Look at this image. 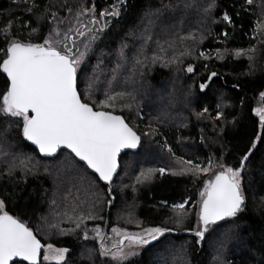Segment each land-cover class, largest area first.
<instances>
[{
    "label": "trees",
    "instance_id": "1",
    "mask_svg": "<svg viewBox=\"0 0 264 264\" xmlns=\"http://www.w3.org/2000/svg\"><path fill=\"white\" fill-rule=\"evenodd\" d=\"M210 2L36 0L37 7L29 13L23 0H0V33L11 22V37L32 43H42L48 35L53 27L52 13L72 19L69 7L75 12L81 4L94 5V16H81L80 21L89 29L103 30L77 69L78 90L96 105L106 100V94L116 97L110 102L113 107L103 110L122 115L142 138L137 151L122 155L110 195L108 187L72 153L62 150L54 157H42L22 136V126L15 118L0 117L3 211L21 219L45 245L68 248L63 264H115L111 257L99 254L97 228L104 231V242L113 227L197 230L199 192L207 175L181 174L176 158L206 164L212 157L217 165L236 168L249 149L242 181L245 204L237 217L210 225L202 247L195 234H167L145 245L125 264H217L215 257L224 234L234 225L238 227L228 233L233 238L227 240L222 259L230 264H259L264 259V127L255 111L264 107V9L258 5L264 0H252L251 4L215 0V6L205 11ZM113 5L117 16L100 15L112 11ZM225 13L231 22L223 19ZM93 18L98 21L95 25L90 23ZM146 36L151 39L145 40ZM7 45V38L0 34V50ZM238 51L244 54L237 56ZM153 57H157L155 63ZM3 58L0 51V62ZM190 65L191 73L187 72ZM212 72L216 76L209 81ZM7 84L0 69V94ZM201 84L206 85L203 90ZM168 86L173 96L187 105L173 109L172 115L177 116L169 114V123L151 109L152 97ZM147 88L151 90L147 92ZM218 113H222L220 119H216ZM185 140L192 145L185 147ZM151 151L156 158H148ZM49 164L62 165L51 171ZM160 168L165 169L163 174L154 171L149 179L137 182L142 172ZM180 203H184L186 215L177 224L179 210L173 206ZM60 205L72 209L73 222L81 218L83 222L79 228L75 223L72 230L56 236L51 231L46 237L50 228L47 218L51 216L55 222L63 217L52 213ZM90 215L95 219H89Z\"/></svg>",
    "mask_w": 264,
    "mask_h": 264
},
{
    "label": "snow or ice",
    "instance_id": "2",
    "mask_svg": "<svg viewBox=\"0 0 264 264\" xmlns=\"http://www.w3.org/2000/svg\"><path fill=\"white\" fill-rule=\"evenodd\" d=\"M23 2L29 13L37 7L36 0H23ZM246 2L251 4L252 0ZM214 6L215 0H211L205 11H210ZM68 11L72 14V19L68 17L61 19L56 13L51 14L53 27L43 38L42 43L21 42L12 38L11 22L0 33L8 41L7 48L0 50L5 57L0 62V69L8 80L6 90L0 94V117L6 120L15 118V123L22 126V136L38 146L40 153L52 156L61 149H68L84 162L88 169L98 174L100 180L111 182L119 166L118 157L121 151L135 149L140 143V136L129 126L124 117L103 110L113 107L110 102L116 97L106 94V100L96 105L90 102V96L78 91L77 69L103 28L89 29L80 21L81 16L88 14L94 16V5L88 8L81 4L75 12L71 7ZM118 14L116 5L112 6V11L100 13L101 16ZM223 19L231 22L226 13ZM72 20L76 21L75 25ZM90 23L95 25L98 21L93 18ZM32 31L35 32L36 29ZM77 38H80L79 42ZM144 39L149 40L151 37L146 36ZM242 54L244 53L239 51L236 53L237 56ZM120 56L123 58V51ZM156 59L157 57H153V63ZM193 70L191 65L187 68L189 73ZM214 76L216 73L212 72L209 79ZM91 86V81H88L87 87L90 89ZM205 87V84L200 85L201 90ZM261 96L264 97V93H261ZM127 106L131 107V105ZM255 111L260 118L261 126L264 127V107H259ZM221 116L222 113H218L216 119H220ZM255 146L253 142L252 148ZM168 151L171 152V149L169 148ZM250 154L251 149L241 158L239 167L236 168L226 167L223 163L217 165L212 157L208 158L206 164L193 162L190 159L184 160L181 157L176 158L181 174L190 173L198 178L211 173V176L203 181V188L199 192L198 226L195 236L200 240L204 239L210 225H216L221 221L228 222L243 211L245 204L242 190L243 172L245 161ZM154 171L163 174L165 169H149L142 172L137 182L149 179ZM4 206V201L0 200V264H25V262L41 264L42 249H44V261L63 264L69 252L68 248H56L51 243L45 248L29 226L21 219L3 211ZM173 207L179 210L175 222L180 224L186 215L185 205L180 203ZM88 218L95 219L91 215ZM82 222L83 218L76 227L79 228ZM235 227L238 226L234 225L224 234L225 240L220 244L221 251L215 257L217 264H230V261L222 259V250L226 247L227 240L233 238L228 233L235 231ZM167 231L170 230L155 227L144 229L142 233L127 234L113 229V232L122 235L123 238L114 242L109 248L104 243L101 230L95 229L96 237L101 241L99 254L111 257L115 264H125L130 257L137 255L136 246L148 245ZM85 239H87L86 232ZM125 248L129 250L125 251ZM248 251L251 254V249ZM259 264H264V259H261Z\"/></svg>",
    "mask_w": 264,
    "mask_h": 264
},
{
    "label": "rangeland",
    "instance_id": "3",
    "mask_svg": "<svg viewBox=\"0 0 264 264\" xmlns=\"http://www.w3.org/2000/svg\"><path fill=\"white\" fill-rule=\"evenodd\" d=\"M258 5H259V7L261 9H264V2H260ZM188 8H190V7H188ZM193 16H194V14H193ZM263 19H264V14H263ZM150 90H151V88H147L146 91L149 92ZM152 99H153V104L151 105L152 111L155 114L161 115L162 119L165 120L166 122H168L166 119H168L169 114L173 118H175L177 116V115L176 116L172 115V113L174 112L173 109L177 108L176 110H178L177 106H180L182 108H187V105L185 103H183V102L181 103V100L179 99L178 96H176V97L173 96L172 90H170L169 86L165 87V88H161L158 91L157 95L152 97ZM179 103H181V104H179ZM137 112H139V111H137ZM171 117H169V118L171 119ZM184 142L185 143L183 145H185V147L186 146L190 147L192 145V142H190L189 140H185ZM186 143H187V145H186ZM148 158H150V159L156 158L155 151L149 152ZM2 159H4V158H2ZM49 165H51V171H52V170L58 169L62 164L56 165V166H53V164H49ZM49 168H50V166H49ZM175 168H177V167H175ZM214 170H218V169H214ZM76 175H78V174L75 173V178L77 177ZM210 176H211V173L207 174V178H209ZM87 180L88 181H86V182L90 181L89 178ZM72 182H73V180H72ZM67 202H69V200ZM64 203H66V202H64ZM71 210L72 209L67 210L66 206H61L60 205L54 210V212H52L54 216L57 214L59 218L62 217V216L63 217L60 220H55V222L52 220L53 218L51 219V216H49L47 218L48 219L47 225H49L50 228L47 229V231H45V236L46 237H49V233L51 231H53L54 232V236H56V235H58L60 233H64V232H67L69 230L74 229V225H75V223H78V221L76 219H74V222H73V220L71 219L72 216H73V213L71 212ZM120 215H122V214H120ZM53 225H55V227H53ZM99 229L101 230L102 234H104V231H102L101 228H99ZM113 229L118 230V232H120V233H127V234H137V233H142L143 232V230H140V231H128V230H124V229H121V228H118V227H113L110 230L108 238L104 242L105 245L107 247H109V248H111V246H112V244L114 242L119 241L120 239L123 238L122 235H117L116 232H113ZM125 243H127V241ZM46 246H47V244L45 245V248H46ZM54 247H56V246H54ZM56 248H59V247H56ZM143 248H144V246H136L135 247V251L138 252V251L142 250ZM128 250L129 249L125 248V251H128ZM43 251H44V249H43ZM85 253H88V251H85ZM181 255L184 257L185 253H182ZM178 256H179V254H178ZM41 261H43L45 263H55V262L44 261L43 260V254H42Z\"/></svg>",
    "mask_w": 264,
    "mask_h": 264
},
{
    "label": "water",
    "instance_id": "4",
    "mask_svg": "<svg viewBox=\"0 0 264 264\" xmlns=\"http://www.w3.org/2000/svg\"><path fill=\"white\" fill-rule=\"evenodd\" d=\"M215 77V76H214ZM212 78L213 77H211V79H209V81H211L212 80ZM77 86H78V80H77ZM79 91V90H78ZM113 114H115V113H113ZM115 115H118V114H115ZM122 116V115H121ZM123 117V116H122ZM125 119V118H124ZM125 121L127 122V120L125 119ZM128 123V122H127ZM129 124V123H128ZM129 126L130 127H132L130 124H129ZM133 128V127H132ZM133 130H134V128H133ZM135 131V130H134ZM136 132V131H135ZM137 133V132H136ZM137 135H139L140 136V134L139 133H137ZM26 139V138H25ZM141 140H142V138H141V136H140V143H141ZM30 145H32L33 147H35L37 150H38V152H39V148H38V146H36V145H34L31 141H28V140H26ZM140 143L138 144V146L135 148V149H123L122 151H121V153H120V155H119V157H118V168H117V171H116V173H114V175H113V178H112V181L111 182H106V181H102V183L105 185V186H107L108 187V191H109V194L111 195L112 194V187H111V183L114 181V179H115V177H116V175H117V173L119 172V170H120V168H121V157H122V155L124 154V153H127V152H129V151H137L138 150V148H139V146H140ZM62 150H67V151H69L70 153H71V151L70 150H68V149H61V150H59L57 153H55V154H53L52 156H47V155H45V154H43V153H40V155L42 156V157H45V158H49V157H54V156H56L60 151H62ZM72 155H74L73 153H72ZM74 157H75V155H74ZM78 160H79V158L78 157H76ZM80 161V160H79ZM80 162H82V161H80ZM82 163H84V162H82ZM91 171H93L92 169H90ZM94 172V171H93ZM96 174V173H95ZM97 176H98V174H96ZM109 217H110V211H108V217H107V220H109ZM107 231H108V225H107V228H106V234H107ZM195 231L196 230H194V231H182V232H180V231H174V230H170V231H167V232H165L164 233V235L163 236H165V235H167V234H176V235H190V234H195ZM163 236H160L157 240H159V239H161ZM38 238V237H37ZM39 239V238H38ZM40 240V239H39ZM157 240H155V241H157ZM204 240H205V237H204V239L203 240H200V245H201V247L203 246V244H204ZM41 241V240H40ZM155 241H152L151 243H153V242H155ZM41 243L45 246V244L41 241ZM150 243V244H151ZM42 254H43V249H42ZM42 254H41V259H42ZM25 263H27V262H25Z\"/></svg>",
    "mask_w": 264,
    "mask_h": 264
}]
</instances>
